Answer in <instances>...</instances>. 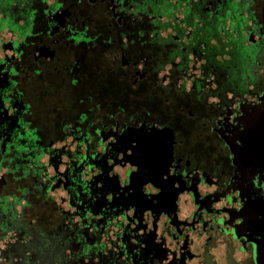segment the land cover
Returning a JSON list of instances; mask_svg holds the SVG:
<instances>
[{
  "label": "flooded vegetation",
  "instance_id": "af4514ba",
  "mask_svg": "<svg viewBox=\"0 0 264 264\" xmlns=\"http://www.w3.org/2000/svg\"><path fill=\"white\" fill-rule=\"evenodd\" d=\"M0 264H264V0H0Z\"/></svg>",
  "mask_w": 264,
  "mask_h": 264
}]
</instances>
